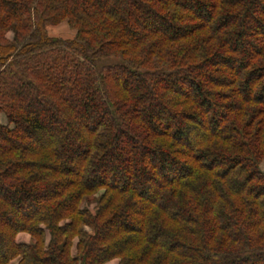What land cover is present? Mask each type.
I'll return each mask as SVG.
<instances>
[{
  "label": "trees",
  "instance_id": "16d2710c",
  "mask_svg": "<svg viewBox=\"0 0 264 264\" xmlns=\"http://www.w3.org/2000/svg\"><path fill=\"white\" fill-rule=\"evenodd\" d=\"M0 113V264H264V0H0Z\"/></svg>",
  "mask_w": 264,
  "mask_h": 264
},
{
  "label": "rangeland",
  "instance_id": "374dc122",
  "mask_svg": "<svg viewBox=\"0 0 264 264\" xmlns=\"http://www.w3.org/2000/svg\"><path fill=\"white\" fill-rule=\"evenodd\" d=\"M48 32L52 37H59L63 39H72L76 34L75 31L71 30V28L66 23L60 24L58 26H50L48 27ZM246 51L247 49H245V52ZM6 123H7L6 116L0 113V124H6ZM91 208H93V206ZM17 241L20 243H30L31 237L27 233H21L18 235ZM118 263H119L118 260H113L106 264H118ZM11 264H18V260L13 261Z\"/></svg>",
  "mask_w": 264,
  "mask_h": 264
}]
</instances>
